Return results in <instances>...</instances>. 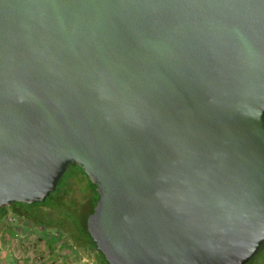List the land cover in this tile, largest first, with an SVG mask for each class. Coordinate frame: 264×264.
Segmentation results:
<instances>
[{"label":"water","instance_id":"1","mask_svg":"<svg viewBox=\"0 0 264 264\" xmlns=\"http://www.w3.org/2000/svg\"><path fill=\"white\" fill-rule=\"evenodd\" d=\"M69 164L109 264H246L264 242V0H0V207Z\"/></svg>","mask_w":264,"mask_h":264},{"label":"rangeland","instance_id":"2","mask_svg":"<svg viewBox=\"0 0 264 264\" xmlns=\"http://www.w3.org/2000/svg\"><path fill=\"white\" fill-rule=\"evenodd\" d=\"M70 187L74 200H83L82 174H76ZM53 214L54 211L50 226L38 225L8 207L0 219V264H98L96 251L71 238L67 221L59 228L58 218ZM248 264H264V247Z\"/></svg>","mask_w":264,"mask_h":264},{"label":"trees","instance_id":"3","mask_svg":"<svg viewBox=\"0 0 264 264\" xmlns=\"http://www.w3.org/2000/svg\"><path fill=\"white\" fill-rule=\"evenodd\" d=\"M77 173L82 174L85 178V195L83 200L80 201L74 200L70 194V185ZM97 199L98 194L95 185L91 183L83 169L78 165L69 164L57 183L56 189L43 201H35L33 203L14 202L10 206L0 207V219L5 214L6 209L10 207L16 215L32 220L34 224L50 226L52 211H54L53 215L58 218L59 228L64 226L67 221L70 227L66 226V228L71 238L85 248L91 247L94 249L97 254L98 264H109L101 251L95 248L92 238L86 229V218L92 212ZM41 207L46 209L43 210ZM263 247L264 242L260 249ZM254 257L255 255L250 260Z\"/></svg>","mask_w":264,"mask_h":264}]
</instances>
